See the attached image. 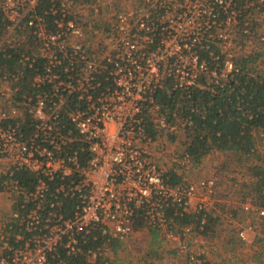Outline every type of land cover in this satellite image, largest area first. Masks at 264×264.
I'll use <instances>...</instances> for the list:
<instances>
[{
	"label": "built area",
	"instance_id": "1",
	"mask_svg": "<svg viewBox=\"0 0 264 264\" xmlns=\"http://www.w3.org/2000/svg\"><path fill=\"white\" fill-rule=\"evenodd\" d=\"M42 1L0 0L7 22L0 49L33 37L45 62L30 81L32 93L22 92L19 76H0V193L12 206L20 197L27 210L14 235L19 216H0V264H50L62 246L80 252L79 238L97 229L126 241L139 219L179 253L192 254L195 226L177 228L168 210L202 215L203 230L208 217L220 216L211 206L219 179L187 182L180 175V183L170 182L161 160L184 125L168 121L155 94L170 80L187 92L204 88L206 78L219 83L238 73L240 43L264 49V0H49L40 14ZM205 54L223 57V69L211 70ZM27 116L34 132L25 137L18 126ZM170 156L181 170L192 169L185 150ZM22 169L37 177L31 191L13 178ZM239 209L264 222L254 198ZM226 222L238 226L232 213ZM255 229L237 235L247 242Z\"/></svg>",
	"mask_w": 264,
	"mask_h": 264
},
{
	"label": "trees",
	"instance_id": "2",
	"mask_svg": "<svg viewBox=\"0 0 264 264\" xmlns=\"http://www.w3.org/2000/svg\"><path fill=\"white\" fill-rule=\"evenodd\" d=\"M49 0H43L38 7V12L42 14L50 7ZM50 24L54 17L46 16ZM6 20L0 10V38L5 33ZM37 41L31 37L29 43L19 44L15 48L0 49V76L17 75L19 81L17 85L22 92L32 93L31 80L44 69V61L38 54ZM26 55L35 59L33 67L29 64L23 65L21 58ZM211 70L223 69V57L218 61L204 55ZM264 61V49L252 51L249 54L241 53L234 63L239 69L238 73L228 79L220 80L219 83L206 78L202 81L204 88H195L191 91L175 90L173 81H167L162 89L155 94V101L161 107L171 123L182 127V146L192 157L194 162H198L213 152H218L228 158L230 162L245 164L251 162V182L249 195H255L257 203L264 206V158L260 152V143L264 142V72L260 70V64ZM22 73L23 77L20 75ZM48 88V87H45ZM44 89V88H42ZM66 115H64V118ZM19 121H10L14 126H18ZM30 116L19 123L18 128L25 137L34 132V123ZM6 125H9L6 123ZM149 133L155 137L157 132L148 125ZM176 136L171 140L175 141ZM74 149L81 150L82 144L76 142ZM170 182L178 184L181 178L168 172ZM14 180L31 191L35 188L37 177L26 170L15 171ZM56 187V183L51 184V188ZM72 204L66 203L64 212L69 216L72 212ZM13 214L19 216L17 222L12 223L11 234H16L22 227L19 220L27 214V210L22 209V199L16 198L12 206ZM174 210H168V216L174 218L177 228L194 225L195 231L201 235H209L217 219H211L203 230L201 227L202 215L184 214L174 216ZM143 219H139L136 230L145 227ZM152 240L155 242L160 233L149 228ZM238 239V238H237ZM80 252L68 254L64 247H60L57 254L49 258L50 264H112L108 255L112 251L118 254L123 246V241L112 238L107 232L97 229L91 231L89 235L82 234L79 238ZM239 241V240H238ZM241 242V241H239ZM12 242L10 244L12 245ZM14 244V243H13ZM155 252V251H154ZM97 253V254H94ZM157 253V252H156ZM159 254H146L144 260L156 257ZM200 264H213L205 256L199 258Z\"/></svg>",
	"mask_w": 264,
	"mask_h": 264
},
{
	"label": "rangeland",
	"instance_id": "3",
	"mask_svg": "<svg viewBox=\"0 0 264 264\" xmlns=\"http://www.w3.org/2000/svg\"><path fill=\"white\" fill-rule=\"evenodd\" d=\"M239 50L240 53L248 54L253 49L248 44L240 43ZM258 64L260 70L264 72V61L263 64ZM176 137V140H170V145L165 148L169 155L165 156L163 161L161 160V164L166 172L181 175L187 182H199L211 176H217L219 182L211 206L219 212L221 217H208L207 223L211 219L218 220L213 224L209 235L195 232L189 238L192 244L190 249L192 254L179 253L161 234L153 242L151 231L148 226H145L136 230L130 239L123 241V246L117 255H114L112 251L108 252L112 264H200L199 258L202 256L213 264H264V222L239 209L245 199L254 198L257 202L256 196L249 195L250 188L246 187L251 182V162L245 164L230 162L226 156L213 152L202 160L193 162L192 169L184 171L173 162L170 156L185 150L182 146L184 137L182 130ZM155 149L162 150L161 147ZM260 152L264 158V142L260 143ZM6 196H0V215L10 218L9 216L13 213L12 198ZM231 213L237 222L236 227L226 222V217ZM249 225H255L256 229L252 232L248 231L247 242H243L239 239L237 232L240 228L247 229ZM146 254H159L160 256L147 259L149 261L147 263L144 260Z\"/></svg>",
	"mask_w": 264,
	"mask_h": 264
},
{
	"label": "crops",
	"instance_id": "4",
	"mask_svg": "<svg viewBox=\"0 0 264 264\" xmlns=\"http://www.w3.org/2000/svg\"><path fill=\"white\" fill-rule=\"evenodd\" d=\"M0 196H5V197H7L6 196V194H4V193H0ZM1 216V215H0ZM4 217V216H3Z\"/></svg>",
	"mask_w": 264,
	"mask_h": 264
}]
</instances>
